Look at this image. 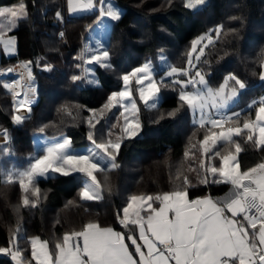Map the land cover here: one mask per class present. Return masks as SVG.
Masks as SVG:
<instances>
[{"label":"trees","instance_id":"16d2710c","mask_svg":"<svg viewBox=\"0 0 264 264\" xmlns=\"http://www.w3.org/2000/svg\"><path fill=\"white\" fill-rule=\"evenodd\" d=\"M112 1L123 11L119 21L109 23L104 42L110 67L94 64L98 85L90 86L84 75L87 59L79 57L86 45L95 42L90 31L96 25L100 7L88 15L71 16L67 0H0V10L20 3L27 6V17L19 19L7 32L16 38V55L0 58V67L16 61L31 62L27 70L34 77L36 100L23 124L33 135L70 138L74 147L92 143L88 139L90 131L98 143L107 141L101 139L103 136H112L113 142L121 143L116 155L119 167L104 168L105 172L96 174L101 184L99 199L80 198L84 174L54 173L37 178L41 197L29 193L30 205L24 206L25 194L18 183L8 182V177L15 179V174L26 170L35 156L21 152L13 142L11 119L16 102L3 86L7 79L0 78V130H6L9 137L0 145V247L9 246L18 228L17 243L25 257H30L31 238L48 241L52 252L65 234L81 231L90 222L127 232L129 229L121 226L117 214H122L132 195L179 190L185 187L184 177L190 181V198L215 197L230 189L231 185L212 183L211 173L205 172L208 166H221L220 158L212 159L211 153L205 156L200 144L211 127L191 121L189 108L179 100L180 88L173 81L158 83L161 101L155 109L138 102L140 133L128 138L122 132L124 116L117 107L108 110L104 105L113 91L122 88L125 74L147 60L157 66L161 54L174 66L185 68L191 42L219 25L218 37L206 46L196 68L215 86L225 75H235L245 82L246 88L232 107L253 105L240 112L241 127L244 120L255 119L264 95V81L260 79L264 0H207L195 9L186 7L184 0ZM57 12L62 19L57 18ZM73 76L81 79L73 80ZM132 85L136 93L135 81ZM94 116L98 121L91 128L87 123ZM105 127L109 128L108 136L104 135ZM233 140L242 148L238 154L242 169L264 161V151L247 141L244 133L233 136ZM216 148L224 152L222 142ZM228 151L234 153V145ZM205 176L208 183L202 182ZM0 264L16 263L0 258Z\"/></svg>","mask_w":264,"mask_h":264},{"label":"snow or ice","instance_id":"6c2138e0","mask_svg":"<svg viewBox=\"0 0 264 264\" xmlns=\"http://www.w3.org/2000/svg\"><path fill=\"white\" fill-rule=\"evenodd\" d=\"M67 3L72 13L91 11L97 7L94 0H67ZM204 3L205 0H187L185 6L191 9ZM56 15L58 19H62L59 12ZM100 15L107 16L112 21L121 19V13L112 7L105 10L102 0ZM0 17L11 18V28L19 19L27 17V6L20 3L16 7L0 10ZM14 41L15 38L11 36L4 39V28L0 26V44L4 45L5 50H11ZM199 43L200 40L194 43L193 51ZM89 51L90 49L85 48L79 58H86L88 63H96L101 67H110L107 50L92 51L88 56ZM191 63L190 60L189 64ZM24 67L27 68V65ZM5 71L11 73L14 69ZM177 74L188 77L186 81L173 80L182 86L179 100L187 105L194 116L199 114L201 127L206 123L211 125L200 144L205 156L211 153L212 159L220 158L221 166H208L205 172L211 173L212 183L231 185L236 189V198L226 205L218 204L216 198L211 196L191 199L187 191L190 181L184 177L185 187L179 190L157 195H132L127 206L121 210L122 215L117 214L121 226L129 229L127 232L115 231L112 227H101L98 223L90 222L81 231L65 234L55 244V251L52 252L49 251L48 241L33 237L30 241V257H25L17 243V228L9 240V246L0 247V254L11 256L16 264H264V161L242 169L238 159L242 148L233 140V136L244 133L247 141L252 142L258 150L264 151V99L258 103L255 119L244 120L241 127L239 112L224 116L222 110H226L239 96L240 90L246 88L244 81L235 75H229L222 85L213 89L208 86L200 71L190 74L188 70L171 67L167 72L169 77ZM133 78L140 86L137 89L140 101L152 109L156 108L160 99L158 83H163L162 80L158 82L155 79L151 64L146 63L130 74H125L122 77L123 90L112 92L107 98L105 109H123L122 132L128 138L135 137L140 129L138 119H130L125 115L130 112L131 117L135 118L139 112L135 100L131 98L132 89L129 87ZM72 79L79 80L81 77L73 76ZM260 79L264 81V72L260 74ZM32 80L34 77L28 71L23 83H5L3 86L13 92L17 86L26 87L31 92L34 86L28 81ZM189 85L195 90L185 91ZM29 103L28 94L25 93L18 110ZM213 109L215 117L219 118H214ZM27 118L17 114L14 115L13 122L22 124ZM89 123L94 127L91 121ZM226 124L231 126L225 129ZM217 128L221 131H214ZM2 134L7 140V131L4 130ZM88 139L99 152L92 151L88 155L73 154L71 139L64 138L45 147L44 154L36 157L26 170L18 171L15 179L9 175L8 182L18 183L25 194L22 201L24 206L30 205L29 193L37 198L40 196V189L36 186L37 178L46 177L50 172L63 176L84 174L87 179L80 198L85 201L100 198L101 184L96 174L105 172V169L97 161L107 158L111 161V169L119 167L116 155L121 149V143L119 140L98 143L91 131ZM218 142H222L224 152L216 148ZM232 145L235 147L234 153L228 151ZM179 178L177 173V179ZM202 182L208 183L207 176ZM126 240L130 243H126Z\"/></svg>","mask_w":264,"mask_h":264},{"label":"rangeland","instance_id":"374dc122","mask_svg":"<svg viewBox=\"0 0 264 264\" xmlns=\"http://www.w3.org/2000/svg\"><path fill=\"white\" fill-rule=\"evenodd\" d=\"M206 1L207 0H205V3H206ZM99 2H101V1H99ZM186 3H187V0H184V4L185 5H186ZM109 6L112 7L114 10L119 11L121 13V15H122V11L123 10H122V8L119 5H116L112 0H105L104 1V8H105V10ZM201 6L202 5H197L195 8H199ZM195 8H192V9H195ZM67 11H68V14L71 15V16H84V15H88V14H90L92 12V10H91V11L80 12V13H72V12L69 11L68 4H67ZM111 21L112 20L109 17H107V16H103L102 17L99 14L98 19H97V22H96V25L90 31V37L91 38H95V42L94 43H91L90 42V44H88V45H86L84 47V50H85V48L90 49V51L87 53L89 56L92 54V51H98V50L99 51H102V50H105L104 42H105V40L107 38L108 29H109V23ZM219 33H220V26L218 25L216 27H213V28L208 29L206 32H204L203 34L199 35L198 37H196L191 42V47H190L189 52H188V59H187L186 67L185 68H178V67L174 66L173 64H171L168 61L167 57L164 54H161L160 55L157 66L154 65V63L152 61H150V60H147L145 63H143V65L146 64V63H150L151 64V67H152V70H153V75H154L155 79L158 82L161 81V80H165V79L166 80H171V81H173L174 79H180L182 81H186L188 79V77L181 76L179 74H177L175 77H169V76H167L168 70L171 67H175L177 69H185V70H188L190 74H194L195 71H200L198 68H196L197 65H198L199 60L202 58L206 46L208 44H210L212 41H214L218 37ZM202 37L204 39H201ZM197 40H200V43L195 45L196 50L193 51V45H194V43ZM84 50H83V52H84ZM190 60L192 61L191 64H189V61ZM94 64H96V63H88V67L85 68V73H84L85 78H86V82L90 86H96V85H98L97 76H96L95 70L93 68V65ZM26 65H28V63H26ZM143 65H141L139 67H142ZM263 72H264V67H263ZM130 73H128V74H130ZM202 74L205 76V79L207 81L208 86H210L213 89H216L220 85H222L223 82H224V80L226 79V77L229 76V75H225L223 77L222 81L218 85L215 86V85H212V84L209 83L208 78H207V76L204 73H202ZM134 81H135V78H133V80L131 81V83L129 85V87L132 89V97L131 98H132V100H135V102L137 104V108L140 109V106H139L138 102L139 103L141 102L143 104V102L140 101V99H139V92L137 91V89L140 86L137 85L136 82H135V84H136L135 85L136 93H135V91L133 89V85H132V83ZM145 83H147V81ZM122 85L123 86H122V88L119 91H122L123 88H124L123 81H122ZM177 85L180 88V91H179V95H180V92L182 90V86L180 84H177ZM230 86H231V82H230ZM184 90L185 91H194L195 89L193 88L192 85H189V87L187 89H184ZM113 92H115V91H113ZM240 94H241V90H240ZM240 94L229 105V107L226 110H222V113H226V114H228V116L229 115H232L235 112H239L240 113L242 110H244L245 108H247L248 106L251 105V104H249V105H247L246 107H244L242 109H238V108L232 109V107H234V105H236L237 102H238V100L240 99ZM159 97H160V99H159V102L157 103V106H158V104L161 101V94H160V92H159ZM12 99H13V97H12ZM261 99H264V95L261 97ZM125 103H129V102L128 101H125ZM17 104L18 103L16 101V105ZM16 105L14 106V112H15L14 115L20 114L19 112H17ZM147 108H149V107H147ZM117 109H119L120 113L123 112V109L122 108L117 107ZM212 112L215 113V109H213ZM24 113L25 112H23L22 115H24ZM14 115H13V117H14ZM125 115H128L130 119H138V121H139V115H137L135 118L131 117L130 112L129 113H125ZM190 116H191V121L193 123H196V124H199L200 125V122H199V119L200 118H199V114L198 113L194 116L192 114V112L190 111ZM90 121H91V124L94 125V123H96L98 120H97V117L94 116V119H92ZM90 121H88L87 125L92 128V126L89 123ZM229 126H231V125L226 126L225 129H227ZM105 128H106V130H105L106 133L104 135H107L108 136L109 134H107V132H108V129L109 128L108 127H105ZM214 131L219 132V131H221V129H218L217 128ZM138 133H140V129H139ZM23 135L24 136L26 135L28 137L29 136L32 137L31 144H30L31 146L30 145L29 146L27 145V143L24 140V138H22ZM12 137H13V140H14L13 142H15L16 148L18 150H20L21 152L26 153L27 155H30V156H33L34 155L35 158L38 157V156L43 155L44 154L43 153V150L48 145H50L52 143H55V142H58V141H60V140H62L64 138H67L65 136H59V137H44V136H39V135H33L31 133V131H29V129L23 123L20 124V126H18V127L12 128ZM101 139H104V140H112V136H109V137L103 136V138H101ZM92 151L99 152V150L95 148V145L93 143H89L87 146H83V147H74V146L71 145V152L73 154H76V155H88ZM100 154L103 155L102 153H100ZM97 162L100 163L103 168H110L111 161L108 160L107 158H105L104 160H98ZM52 174H54V173H51L50 172V173L47 174V176L48 175H52ZM86 179L87 178L84 176L83 177V183H82V189H83V186H84V184L86 182ZM82 189H81V191H82ZM40 193H42V192H40ZM41 195L43 196V194H41Z\"/></svg>","mask_w":264,"mask_h":264},{"label":"crops","instance_id":"0c3cea01","mask_svg":"<svg viewBox=\"0 0 264 264\" xmlns=\"http://www.w3.org/2000/svg\"><path fill=\"white\" fill-rule=\"evenodd\" d=\"M94 2L97 5L96 8H99L100 5H101V2H99L98 0H94ZM10 20H11V18H3V17H0V26H3V28H4V39L5 40H7L9 36L15 38V36H13V35H7V32L11 31V29L13 27V25H12L11 28H9V22H10ZM2 55L5 56V57H7V58H12V57H14L16 55V38H15L14 45H13V47H12L11 50H5L4 45L3 44H0V58H1ZM23 65H26V63L23 62ZM26 69H29V65H27V68ZM21 101H22V98H19L17 100V103H18L16 105L17 112H19L20 114H22L23 112H25L26 114H24V115L27 116L29 114V112H30L29 107L26 106L24 108H19V110H18V105H19V103ZM3 132H4V129L0 130V145L3 144V143H5V142H7L9 140V137H8L7 140L4 138V136L2 134ZM22 138H24V140L26 141V143H27L28 146L31 144L32 137H30V136L28 137L26 135L25 136L23 135ZM236 194H237V190L234 189V188H232V186H231L230 189L226 193H224L222 195H219V196H215V197L214 196H211V197L216 198V202L218 204H220V205H226V204L230 203L232 199H235L236 198ZM204 196H210V195H204ZM201 197H203V196H201ZM195 198H197V197H195ZM195 198H191V199H195ZM130 216H131V214H130ZM115 231H117V230H115ZM119 232H122V231H119ZM126 243H130V242L126 240ZM160 247L162 248V246H160ZM131 250L132 249L130 248V251ZM34 264H35V262H34Z\"/></svg>","mask_w":264,"mask_h":264},{"label":"built area","instance_id":"2783aa9c","mask_svg":"<svg viewBox=\"0 0 264 264\" xmlns=\"http://www.w3.org/2000/svg\"><path fill=\"white\" fill-rule=\"evenodd\" d=\"M98 1H101V0H98ZM9 68L14 69V71L11 72V73H7L5 70L9 69ZM0 73H3V74H0V78H6L7 79V81H6L7 84H16V85H18L20 83H23L26 80L27 74H28V70L24 67L23 62L16 61L15 63L1 66L0 67ZM28 82L32 83L33 86H34V89L31 92H28L26 87L20 88L19 86H17L15 92L10 91L9 89H8V91L11 93V95L13 97V100L15 102L19 98H22V100H23L24 99V94L27 93L29 101H30V103H29V105L27 107H30V105L33 104L35 102V100H36V87H35V84L32 81H28ZM16 93H19V95H17ZM24 114H26V113H24ZM213 115H214V118H219V117H215V113H213ZM222 115L228 116L226 113H222ZM11 121H12L13 128L20 126V124H15L13 122V117H12ZM208 125L211 127L210 124H208ZM163 247L164 246H162V248ZM0 258L12 260L11 256H9V255L0 254Z\"/></svg>","mask_w":264,"mask_h":264}]
</instances>
